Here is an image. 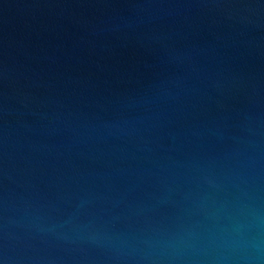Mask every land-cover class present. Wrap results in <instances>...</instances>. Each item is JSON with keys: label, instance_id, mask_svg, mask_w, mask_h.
I'll use <instances>...</instances> for the list:
<instances>
[{"label": "water", "instance_id": "water-1", "mask_svg": "<svg viewBox=\"0 0 264 264\" xmlns=\"http://www.w3.org/2000/svg\"><path fill=\"white\" fill-rule=\"evenodd\" d=\"M264 240V0H0V264H244Z\"/></svg>", "mask_w": 264, "mask_h": 264}, {"label": "clouds", "instance_id": "clouds-1", "mask_svg": "<svg viewBox=\"0 0 264 264\" xmlns=\"http://www.w3.org/2000/svg\"><path fill=\"white\" fill-rule=\"evenodd\" d=\"M244 264H264V240L234 246Z\"/></svg>", "mask_w": 264, "mask_h": 264}]
</instances>
